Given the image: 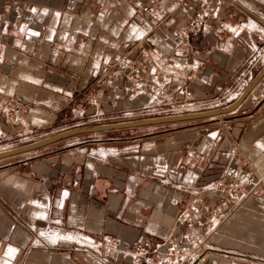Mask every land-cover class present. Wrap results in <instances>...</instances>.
I'll list each match as a JSON object with an SVG mask.
<instances>
[{"label":"crops","instance_id":"obj_1","mask_svg":"<svg viewBox=\"0 0 264 264\" xmlns=\"http://www.w3.org/2000/svg\"><path fill=\"white\" fill-rule=\"evenodd\" d=\"M75 1L70 11L68 0H21L38 21L10 27L2 43L0 100L19 115L12 124L0 113V153L107 126L122 111L138 110L141 98L112 94L110 74L97 70L115 55L150 66L163 57L199 63L195 79L180 70L170 74L197 99L217 86L229 91L249 71L251 87L264 71V0H184L198 12L215 5L212 23L229 24L224 33L193 38L189 50L163 37L186 30L192 13L158 27L136 13L135 0ZM8 16L0 10V18ZM123 81L115 79L121 87ZM164 126L148 136L95 139ZM226 165L259 180L242 190L234 209L218 208L212 191L220 186L212 182L214 171ZM193 189L230 214L186 264H264V76L221 116L76 136L0 161V264H130L97 245L169 238Z\"/></svg>","mask_w":264,"mask_h":264},{"label":"built area","instance_id":"obj_2","mask_svg":"<svg viewBox=\"0 0 264 264\" xmlns=\"http://www.w3.org/2000/svg\"><path fill=\"white\" fill-rule=\"evenodd\" d=\"M75 3V0H68L70 11L74 10ZM134 8L139 16L149 19L158 27H162L175 16L185 18L192 13L186 23V30L163 37L164 42L177 49L189 50L193 38L215 30L224 33L229 29V24L224 21H218L216 25L212 23L218 20L215 5L198 12L192 4H184V0H135ZM0 10L10 15L0 18V64H3L6 61L2 43L7 36V30L10 27L18 28L21 24L36 26L38 13L24 8L21 0H0ZM105 12L106 10H102V13ZM218 42V47L223 48L226 40L221 39ZM97 70L101 74H110L106 84L112 94L125 93L143 100L138 110L122 111L109 119L111 123L107 126L223 111L232 107L254 80L249 71L229 91L217 86L206 92L203 98L197 99L194 98L192 90L177 87L170 77L174 70L188 73L193 79L197 77L200 64L190 62L188 58H183L180 62L163 57L150 66L137 63L129 55H115ZM116 78L124 80L123 87L115 82ZM0 113L10 115L12 124L18 122L16 117L19 111L4 100H0ZM212 182L220 183V186L212 189L218 194L217 207L226 209H234L239 205L243 189L259 184L258 178L251 172L230 165L217 168ZM190 195L192 199L189 209L178 216L177 230L169 238L161 241L145 239L136 243L112 238L106 244H98L97 248L104 249L112 260L129 261L130 264H186L188 261H196L199 246L215 232L221 222L227 220L230 213L210 207L204 194L198 189L191 190Z\"/></svg>","mask_w":264,"mask_h":264},{"label":"water","instance_id":"obj_3","mask_svg":"<svg viewBox=\"0 0 264 264\" xmlns=\"http://www.w3.org/2000/svg\"><path fill=\"white\" fill-rule=\"evenodd\" d=\"M264 71L261 73L256 80L251 84V87L241 96V98L230 108L211 112V113H205V114H198V115H190V116H181V117H173V118H162V119H151V120H143V121H137L136 122H130V123H124V124H117V125H109V126H98V127H88V128H81V129H75L72 131L64 132L59 135L53 136L51 138H48L46 140H43L41 142L31 144L28 146H25L23 148L15 149L12 151L0 153V161L19 156L25 153L33 152L35 150L43 149L47 146H50L52 144L58 143L60 141H63L64 139H69L76 136L81 135H89V134H98V133H104V132H112V131H121V130H128V129H136V128H144V127H152V126H163L167 124H174V123H182V122H189V121H195V120H202L207 119L215 116H221L223 114H226L230 112L236 105H238L240 102L243 101V99L246 97L247 94L253 89L258 82L263 78Z\"/></svg>","mask_w":264,"mask_h":264},{"label":"rangeland","instance_id":"obj_4","mask_svg":"<svg viewBox=\"0 0 264 264\" xmlns=\"http://www.w3.org/2000/svg\"><path fill=\"white\" fill-rule=\"evenodd\" d=\"M166 130L168 129L167 126H164V127H156V128H151V129H144V130H138V131H135L133 133H108L105 134V135H100V136H97L95 137V139L97 138H104V139H109V138H129V137H132V136H142V135H151V134H157V133H160L161 131L163 130Z\"/></svg>","mask_w":264,"mask_h":264}]
</instances>
